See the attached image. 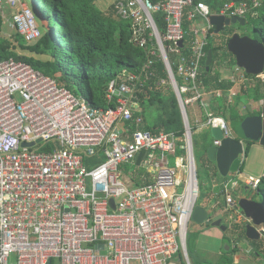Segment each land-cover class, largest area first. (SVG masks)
<instances>
[{
  "label": "built area",
  "instance_id": "1",
  "mask_svg": "<svg viewBox=\"0 0 264 264\" xmlns=\"http://www.w3.org/2000/svg\"><path fill=\"white\" fill-rule=\"evenodd\" d=\"M33 1L0 0L2 36L16 33L27 44L42 37ZM263 8L264 0H115L113 17L131 27L129 42L147 63L108 84L106 100L115 104L108 109L26 62H0V264H191L189 224L201 193L188 109L203 127L233 137L213 109L225 92L203 78L210 41L221 55L233 35L216 34L211 17L247 22ZM158 63L167 78L158 76ZM241 75L242 83L264 86V73ZM155 79L176 95L182 136L145 130L136 117L139 95ZM230 81L227 92L238 84ZM260 183L241 173L224 179L213 194L220 199L205 207L231 227L230 213L240 212L235 193L259 194Z\"/></svg>",
  "mask_w": 264,
  "mask_h": 264
},
{
  "label": "trees",
  "instance_id": "2",
  "mask_svg": "<svg viewBox=\"0 0 264 264\" xmlns=\"http://www.w3.org/2000/svg\"><path fill=\"white\" fill-rule=\"evenodd\" d=\"M97 2L99 0H34L33 5L37 9L40 10V5L43 4L52 12L53 18L49 23L55 25V30L50 28L48 31L41 30L42 37L33 44H27L16 33H12L10 38L2 36L0 33V62L11 58L26 62L42 74L56 79L74 95L87 98L92 106L101 109L115 107L114 103L109 104L106 100L108 84L124 72L140 73L147 63V57L130 44L125 29V25L128 23L122 22L117 28L111 21L107 22L106 19L101 18L96 7ZM110 12L108 17L111 18L113 14L112 11ZM248 26L252 27V32L251 34L244 32L243 36H248L264 44V8L261 10L259 23L250 17L242 29H246ZM18 50L30 52L39 56L40 59L20 55ZM206 51L207 53L213 52V63L209 72L206 71V62L204 63L203 78L206 86H212L215 90L223 92L229 91L234 84L230 80H222L223 73L220 66L230 58L228 68L236 67L234 56L227 50L220 55V49L216 47L213 40L210 41ZM217 67L219 68L217 69ZM156 69L159 77L167 78L162 63H158ZM156 81L157 79L152 81L139 95L141 113L136 114V117L143 118L142 128L145 130L154 133L164 131L182 136L184 124L176 95L171 87L158 89ZM262 88L264 86L258 84L256 87L246 90V94L258 102L262 99ZM237 100V104H239L240 99ZM216 104L218 106H214V111L227 120L233 135L237 133L238 124L254 115V113L242 115L236 108L227 110L224 102L223 105H220L218 100ZM211 137L212 139L206 141V151L214 144V138ZM254 144L250 141L247 142L246 155ZM209 180L213 192L208 195L207 204L215 199H220V196L217 198L213 196L219 191L218 187L213 188V183L217 180L218 184L224 179L216 169V172L209 176ZM259 195L264 197V177L259 186ZM259 202L264 204V201ZM236 227L241 228L240 225H236ZM239 232L232 235V247L238 245L244 236V231ZM198 238V235H188L187 250L190 260ZM236 248L234 247L229 252L224 251L214 264H234L233 253L237 251Z\"/></svg>",
  "mask_w": 264,
  "mask_h": 264
},
{
  "label": "rangeland",
  "instance_id": "3",
  "mask_svg": "<svg viewBox=\"0 0 264 264\" xmlns=\"http://www.w3.org/2000/svg\"><path fill=\"white\" fill-rule=\"evenodd\" d=\"M115 0H99L97 2L96 7L98 8V13L101 18L106 19L107 22L111 21L114 26L117 28L121 25L123 21H121L117 17H108V15L111 14V7L112 3ZM31 2V0H30ZM31 9L34 13L36 22L38 27L43 30V31H48L49 30V22L53 18V14L50 10H48L43 4L40 5V10L37 9L34 5H31ZM260 19H257L256 22L259 23ZM55 24V22H54ZM125 25V23H124ZM240 25H231L226 29V31L222 34H228L230 32L234 33H239L243 36L244 32L250 33L252 32V27L248 26L246 29H242ZM51 29H55V25L51 27ZM126 33L128 36L131 35V27L129 25H125ZM219 38H217L218 40ZM221 40V39H220ZM217 44V43H216ZM18 53L20 55H24L27 57H33L35 59H40L39 56L34 55L30 52L27 51H20L18 50ZM230 61L231 59L228 58L227 61ZM234 68V67H233ZM233 68H228L226 66H223L221 69V72L223 73L222 80L228 81L231 79H235V81L238 83L235 85V87L232 89L231 92H225L222 93V99H219L218 102L220 105H223V102L226 106L227 110H230L231 108H236L237 111L244 115L247 113H255L261 110V105L264 103V94L262 95V99L258 102H255L253 99H248L247 94H246V88L251 89L252 84L250 83H242V73L243 70H241V74H238L233 70ZM264 88H262L261 92L263 93ZM237 99H240L239 104H237ZM232 101V103H230ZM227 113H230L227 111ZM188 114L190 118L191 125L194 128V133H193V143H194V154H195V159H196V165H197V173H198V179H199V186H200V199H199V204H204L205 202L207 203L208 200V195H211L213 191H211L212 187L210 184L209 176L213 172H216V164L212 163L209 161L207 158V151L205 149V144L207 139H212V132L211 129H208L207 127H203L205 125V121L199 119L198 117H195V112L194 108H189L188 109ZM214 140V139H213ZM212 141V140H211ZM264 147H261L259 145L251 146L246 158L244 159V166L242 169V174L246 177L252 176L254 178H261L264 176V166L260 161V158L264 155ZM172 166L174 167V159L172 158ZM233 177L236 174H231ZM235 197L238 199L242 198H253L256 199L258 202L259 201H264V197L262 195H259L256 191L250 190H242L240 189L237 193H235ZM209 203V202H208ZM208 206V205H206ZM211 210V206H210ZM231 216V222L232 224H240V227L242 225V221L244 220L240 212L237 213L235 210L230 213ZM225 224V221L223 222ZM231 224V225H232ZM231 226V230L234 232L236 231H241L238 229L236 226ZM230 228V226H228ZM227 236L224 234V232L215 227L211 226H205V225H197L196 223L191 222L189 224V236L190 235H198L199 236V241L206 242L204 246H202L199 242L196 243L195 248L192 250V257L190 260L191 264H214L216 260L218 259V253H214L215 248L219 249L222 246H228L230 245L231 242V237L230 235L232 233L228 232ZM232 245V244H231ZM238 246V245H237ZM210 247V248H207ZM239 247V246H238ZM242 248V246L240 247ZM225 250V248H224ZM246 252V247L243 249ZM250 252V251H249ZM262 252V250H261ZM251 254V253H249ZM248 254V255H249ZM185 264V263H184Z\"/></svg>",
  "mask_w": 264,
  "mask_h": 264
},
{
  "label": "water",
  "instance_id": "4",
  "mask_svg": "<svg viewBox=\"0 0 264 264\" xmlns=\"http://www.w3.org/2000/svg\"><path fill=\"white\" fill-rule=\"evenodd\" d=\"M211 23L215 26V33L220 34L226 31L231 25H240L245 27L247 22L244 19L233 18L226 19L220 16L211 17ZM183 46V43H180ZM228 52L236 60L238 68L245 71L249 76H259L264 73V44H261L248 36H242L234 33L228 42ZM213 63V52L209 51L205 63L206 71H210ZM212 136L215 140H222L220 147L214 144L207 150V158L215 163L219 175L226 179L231 174H238L243 165V157L246 152L245 142L258 143L264 147V103L261 110L253 116L246 118L238 124L237 133L233 137L223 139V134L219 129H212ZM34 144H23V147H33ZM111 204L114 205L113 201ZM238 208L241 216L244 218L243 231L245 242L264 241L257 228L264 226V204L253 198L238 199ZM192 222L197 225L211 226L226 231L227 227L223 225L222 215L212 216L206 207L198 205L193 213ZM103 248V246H100Z\"/></svg>",
  "mask_w": 264,
  "mask_h": 264
},
{
  "label": "crops",
  "instance_id": "5",
  "mask_svg": "<svg viewBox=\"0 0 264 264\" xmlns=\"http://www.w3.org/2000/svg\"><path fill=\"white\" fill-rule=\"evenodd\" d=\"M264 91V90H263ZM263 94H264V92H263ZM248 97V96H247ZM248 99H251V98H249L248 97ZM254 114H256V112L254 113ZM255 146H257V145H259V146H261L260 144H258V143H255L254 144ZM253 146V145H252ZM262 147V146H261ZM260 150H264V149H260ZM246 154H245V158H246ZM243 157V165H244V158ZM260 161H261V163L263 164V166H264V155L260 158ZM240 173H241V171H240ZM242 174V173H241ZM243 175V174H242ZM244 176V175H243ZM233 177V175H230L228 178H232ZM252 177V176H251ZM264 177V176H263ZM263 177H261V179L263 178ZM227 179V178H226ZM217 184V180H215L214 181V183H213V188H216L215 187V185ZM242 190H247V189H242ZM201 205V204H200ZM206 205H208L206 202L204 203V204H202V206H206ZM225 221V219H223V222ZM223 225L224 226H226L227 227V230L226 231H223L224 232V234L227 236V234H229L228 232H230V233H232L231 235H230V237L232 238V235L233 234H235L236 232L234 231H232L231 230V227L230 228H228V225H227V223H226V221H225V224L223 223ZM264 227V226H263ZM242 230H243V228H242ZM197 242H199L202 246H204L205 244H206V242H203V241H199V238H198V241ZM242 243H244V245L242 244ZM232 243H230V245H228V246H222V247H220L219 249H216L215 248V251H214V253H218V258L220 257V256H222L223 255V253H224V251H227V252H229L231 249H234V247H237L236 248V252H234L233 253V257H234V264H264V241H260L259 243H257V242H245V235L243 236V238H242V240L239 242V244H238V246L237 245H235V246H233L232 247V245H231ZM249 245H250V247H249ZM242 246V248H240ZM244 247H246V252L243 250L244 249ZM207 248H210V247H207ZM224 248H225V250H224ZM261 250H262V252H261ZM188 251V250H187ZM250 251V252H249ZM249 253H251V254H249ZM249 254V255H248ZM189 256V255H188ZM190 259V258H189Z\"/></svg>",
  "mask_w": 264,
  "mask_h": 264
},
{
  "label": "flooded vegetation",
  "instance_id": "6",
  "mask_svg": "<svg viewBox=\"0 0 264 264\" xmlns=\"http://www.w3.org/2000/svg\"><path fill=\"white\" fill-rule=\"evenodd\" d=\"M257 113V112H256ZM245 145H246V147H247V142H245ZM243 223V222H242ZM240 225H241V223H240ZM243 226H241V228H242ZM243 230L241 229V232H242ZM236 233H240L239 231H236ZM249 247H250V245H249Z\"/></svg>",
  "mask_w": 264,
  "mask_h": 264
}]
</instances>
